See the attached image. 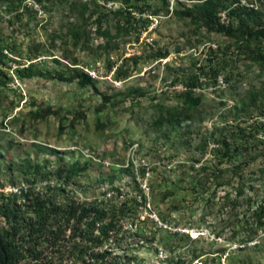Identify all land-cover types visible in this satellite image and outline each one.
Here are the masks:
<instances>
[{
	"label": "rangeland",
	"instance_id": "obj_1",
	"mask_svg": "<svg viewBox=\"0 0 264 264\" xmlns=\"http://www.w3.org/2000/svg\"><path fill=\"white\" fill-rule=\"evenodd\" d=\"M200 2L0 0V199L128 207L98 244L50 218L45 264H84L83 245L110 264H264V0L217 6L263 30L248 37L180 15Z\"/></svg>",
	"mask_w": 264,
	"mask_h": 264
},
{
	"label": "trees",
	"instance_id": "obj_2",
	"mask_svg": "<svg viewBox=\"0 0 264 264\" xmlns=\"http://www.w3.org/2000/svg\"><path fill=\"white\" fill-rule=\"evenodd\" d=\"M219 2L220 0H201L199 5L193 8L183 7L179 13L182 16L197 14L203 19L206 28L210 31H219L230 35L239 33L242 37L263 34L262 29L232 28L231 25L220 23L216 16ZM243 10L247 11L251 9H245L244 7L232 8L228 10V14L240 20ZM16 73L21 78H29L35 75V71L30 64L17 69ZM57 78L70 80V77L64 78L62 75H57ZM88 81L89 77L82 74L79 84L84 85ZM193 86V83H189L184 91L178 94L180 97L179 113L184 112L185 109L194 108L198 103L199 97L192 94ZM174 112H176L175 108L171 109L169 116L173 115ZM49 113L50 111L48 110L43 111L41 116L44 117ZM33 115L37 116V113L34 112ZM71 171L72 169H67L64 173L70 174ZM65 177H68V175ZM24 195H22L23 203L21 204L14 202L13 198L15 194L13 193H10L8 197L0 199V220L2 219L4 223V226L0 224V264H45L40 256L42 250L38 247L44 241L43 235L45 234L46 236V233L51 230L50 218H59L65 222L73 219L75 229L76 226L83 223V227L80 229L81 235L85 237L84 235L86 234L88 240L93 242V244H98L101 242V239L107 238L108 234L113 231L115 226L114 218L124 214V210L128 208L124 203L109 207L107 205H100L94 201L86 204L69 201L64 204L56 203L49 205L38 194L30 198L24 197ZM250 217L253 220L251 225L255 227L260 224V214ZM94 229L97 231L96 234H93ZM69 236H73V233ZM47 239H50V237L48 236ZM51 242H53V239H51ZM73 247L68 253L71 260L81 258L84 264H110L108 262L103 263L104 257L107 254L105 249L99 252H91L87 259L83 260L82 256L87 251L86 245L79 246L78 250H75Z\"/></svg>",
	"mask_w": 264,
	"mask_h": 264
},
{
	"label": "built area",
	"instance_id": "obj_3",
	"mask_svg": "<svg viewBox=\"0 0 264 264\" xmlns=\"http://www.w3.org/2000/svg\"><path fill=\"white\" fill-rule=\"evenodd\" d=\"M243 6H247L248 4L247 3H244V2H242L241 3ZM250 6V5H249ZM224 18V16H223V14H222V18L220 19V23H223L224 21H225V23H226V19L223 21L222 19Z\"/></svg>",
	"mask_w": 264,
	"mask_h": 264
}]
</instances>
